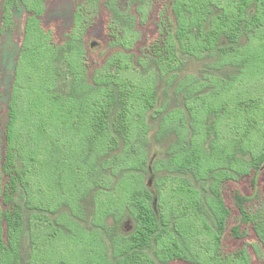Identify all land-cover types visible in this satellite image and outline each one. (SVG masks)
<instances>
[{"label":"rangeland","instance_id":"rangeland-1","mask_svg":"<svg viewBox=\"0 0 264 264\" xmlns=\"http://www.w3.org/2000/svg\"><path fill=\"white\" fill-rule=\"evenodd\" d=\"M105 1L0 0V141L5 144L13 104L23 180L17 264H217L244 244L251 264H264V245L244 215L261 208L251 188L257 172L264 193V16L256 19V0L240 31L222 37L216 50L193 58L176 47V55L160 60L162 70L145 46L159 41L161 7L172 9L176 0H120L118 8L131 12L127 19L135 18L128 42L112 25ZM241 4L199 1L209 17L194 38L210 35L221 9L233 14ZM190 78L191 87L204 88L193 89L186 101ZM132 96L134 110L123 117ZM187 103L195 111L196 139L216 170L206 179L155 170L175 141L173 133L159 134L162 119L181 109L191 121ZM179 178L193 184L194 200L178 189ZM213 191L230 209L221 243L207 205ZM140 199L152 207L157 229L149 246L132 247V207ZM179 226L186 229L185 243L179 240L185 260L159 262L154 240L160 235L167 242ZM84 233L100 239L101 254Z\"/></svg>","mask_w":264,"mask_h":264},{"label":"trees","instance_id":"trees-1","mask_svg":"<svg viewBox=\"0 0 264 264\" xmlns=\"http://www.w3.org/2000/svg\"><path fill=\"white\" fill-rule=\"evenodd\" d=\"M121 1L106 0L103 5L111 14L112 25L114 27L117 26L124 31L121 37L122 41L128 42V34L133 33L135 18L130 17L131 22L127 19L131 16V12L129 14L128 10H126L123 5L121 9L118 8L117 5L121 4ZM199 1L204 0H197V3L193 5H184V2L181 3L176 0L172 9H169L166 5L161 7L165 12H163V17H161V37L158 42L153 41L145 46L147 53L152 55V61L157 63L159 70H162L161 61L164 63L163 58L167 56V52L176 55V47L181 53L192 56L193 58H196L198 54L211 53L216 50L222 37L230 36V33L240 31L242 22L249 14L248 10L254 5L253 0H246L245 2L242 0L239 10L236 9L237 12H233V14H229V10L227 9H221V16L217 17L215 22L211 20L210 35H204L199 39H195L193 33L199 25L200 28L198 29L201 32L202 28L205 26L204 23L208 21L209 17L207 13L208 11L206 12L202 8L203 5L208 7V4H203L201 5L202 7H199ZM142 10L143 9H138V13L140 14ZM256 11L258 14L256 19L264 16V0H256ZM7 13H9L8 10ZM166 13H168V17H165ZM139 14H137V20L140 22ZM164 18H166V21ZM171 24H173V26L175 25L176 29L174 32L170 29ZM126 28L131 30V32L126 30ZM114 34H118V32L115 31ZM115 39H118V37L116 36ZM135 39H140L139 35H137ZM244 51L246 50H238L234 54L240 55V52ZM163 52H165L166 55L163 54ZM262 57H264V54ZM191 83L192 79L190 78L184 84V87L187 90L185 92L186 101L191 99L194 91L193 89L202 90V88H204L203 85H201L202 87L197 88L198 84H194V86L191 87ZM134 103L135 98L132 96L126 103V106L121 108V114H123V117L130 114V109L134 110L132 106ZM187 109L192 118L189 122L186 119L184 111L181 109L173 110L163 117L159 134L167 132L173 133L175 135V141L167 151L169 156L168 159L159 162L155 170L171 173L190 172V174H192L197 180L206 179L211 172L213 175V172H216V170H213L212 168V157L204 151L203 146L196 139L194 131V123L196 120L194 114L195 111L190 105H188V103ZM124 110H126L128 114L126 113V115H124ZM16 122V107L11 104L5 130V144L2 145V142L0 141V264L18 263V252L21 245L20 238L23 232V216L16 202L19 185L23 182L16 165L17 151L14 143ZM104 129H106L105 131L108 133V129L105 127ZM105 143L106 142L103 139V145ZM124 155L125 153L122 152L118 155L119 157L117 156L116 158L122 159ZM259 177L260 172H257L253 178L251 188L253 189L254 197L261 199V208L254 209L249 213L245 212L244 215L246 217L245 224L252 225L253 231H255L257 237L264 245V193L259 194ZM178 181L180 182L178 189L182 193L187 194L193 200L195 199V196H198V192L194 189L193 184L189 180L179 178ZM199 203L200 201L196 198L197 206ZM207 205L218 230L217 234L213 233L214 237L221 243V236L226 229V222L230 216V209L226 206L218 191H213ZM132 209L136 220V228L131 240V246H149V241L152 239L151 235L157 229V219L153 213L152 207L146 199H143L142 202L140 199ZM161 220V223H163V219ZM82 235L87 240H89L90 237L91 239H94H90L89 242L98 246L97 253H102L101 251L104 250V247L99 238L92 237L91 233H84ZM244 235H246V232H244L243 235L236 234L235 236L242 237ZM164 237L158 235L154 240V254L157 260L163 263L173 260H185V252L181 250L179 240L181 239L183 243H185L183 238L186 237V229L179 226L177 228V234H170L167 242L165 241L166 237ZM184 245V249H186L187 246L186 244ZM162 247H164V250L163 253L160 254L159 249ZM249 248L250 246L244 244L235 252H231L228 255L223 253V257L219 256L217 264H251ZM200 263L204 264L203 262Z\"/></svg>","mask_w":264,"mask_h":264}]
</instances>
